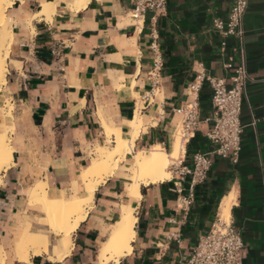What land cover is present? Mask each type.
Instances as JSON below:
<instances>
[{
  "label": "crops",
  "instance_id": "crops-1",
  "mask_svg": "<svg viewBox=\"0 0 264 264\" xmlns=\"http://www.w3.org/2000/svg\"><path fill=\"white\" fill-rule=\"evenodd\" d=\"M61 1L14 0L5 10L11 42L0 131L6 132L13 159L0 175L4 264H98L99 245L122 206L133 209L135 238L130 254L108 264H186L231 196L229 220L242 239L241 264H264V0H247L241 44L211 25L227 19L234 0H167L164 15L147 12L140 18L132 15L134 0H88L77 10L71 0ZM45 3L54 5L50 20L40 16ZM242 57L248 81L236 163L212 156L205 181L196 185L190 174L177 184L170 170L169 180L142 186L134 200L126 195L125 174L134 159L126 155L122 162L132 159L129 166L120 162L97 188L67 255L31 256L27 263L16 258L12 243L18 230L28 222L33 231L43 229L32 222L40 214L27 205V189L46 183L49 195L57 197L61 191L69 195L76 182L83 196L79 174L91 165L97 146L108 147L102 121L130 140L129 122L139 114L143 124L133 153L155 146L169 153L190 101L188 85L202 74L229 87ZM155 63L159 85L145 101ZM197 104L198 128L189 141L182 140L184 151L173 161L188 169L193 154L213 148L206 138L212 125L206 83Z\"/></svg>",
  "mask_w": 264,
  "mask_h": 264
},
{
  "label": "bare ground",
  "instance_id": "bare-ground-1",
  "mask_svg": "<svg viewBox=\"0 0 264 264\" xmlns=\"http://www.w3.org/2000/svg\"><path fill=\"white\" fill-rule=\"evenodd\" d=\"M13 1L0 0V29L9 22L5 10L12 5ZM87 2L88 0H71L69 4L72 10H77L84 7ZM42 8L40 16L50 20L55 11L54 5L45 3L42 4ZM10 42V32L0 35V92L3 90L1 88L6 85V61L9 56ZM7 112L10 116L11 108ZM142 124L141 116L136 114L129 122L131 139L128 140L122 137L118 128H109L102 121L106 142L108 145L111 143L113 145L112 147L97 146L95 148L96 156L91 165L79 174V179L83 182V196H80L76 182L72 184L73 192L69 196L63 192H60L57 197L50 196L46 183L35 184L27 189L25 193L28 200L27 205L36 207L40 214V217L34 218V223L47 230L33 231L29 222L18 230L12 243V251L20 262L27 263L31 256L42 254H49L51 259L60 260L69 253L72 246V235L79 224L85 220L87 208L91 206L97 188L113 176L118 164L126 155H133L134 159L127 175L129 185L126 195L129 198L138 200L141 197L142 186L158 184L171 178L168 169L174 163L171 161H176L180 153L184 151L182 139L179 140L176 137L178 134L175 135L169 153L161 146L133 153L134 141L141 132ZM7 139L6 132H0V175L12 164L13 159L12 149L9 147ZM231 201L232 196L224 199L222 203L220 216L225 221L230 219ZM132 210L130 207H121L120 218L109 227L106 241L99 245L96 259L98 264L117 263L120 258L130 254L131 244L135 238L134 225L136 223ZM50 236L57 238V241L52 242ZM5 257V253L0 247V264H4Z\"/></svg>",
  "mask_w": 264,
  "mask_h": 264
},
{
  "label": "built area",
  "instance_id": "built-area-1",
  "mask_svg": "<svg viewBox=\"0 0 264 264\" xmlns=\"http://www.w3.org/2000/svg\"><path fill=\"white\" fill-rule=\"evenodd\" d=\"M134 18L144 17L147 12H153L155 17L166 12L167 0H134ZM247 0H234L232 8L225 21L213 20L212 28L223 37H236L240 44L243 38L242 20L247 10ZM160 64L155 63L149 72L151 82L149 96H153L158 88V72ZM248 81L245 59L232 68L229 87L223 79L211 78L202 74L188 85L187 102L183 110V120L180 127V137L189 141L198 128V94L204 83L211 90L212 113L208 122L212 125L206 133V138L213 146L210 152H197L192 156V168L183 167L180 163H172L170 170L176 176L177 184L185 176L191 175L193 185L203 183L211 167L212 156H217L236 163L241 151L240 136L242 126L240 112ZM243 243L240 234L233 228L230 220L225 221L218 216L208 233L202 237L186 264H241Z\"/></svg>",
  "mask_w": 264,
  "mask_h": 264
},
{
  "label": "rangeland",
  "instance_id": "rangeland-1",
  "mask_svg": "<svg viewBox=\"0 0 264 264\" xmlns=\"http://www.w3.org/2000/svg\"><path fill=\"white\" fill-rule=\"evenodd\" d=\"M8 26H9V22L6 24V26L5 27H3L2 28V30L4 31V33L6 32V28H8ZM7 74V73H6ZM4 87V86H3ZM2 89V88H1ZM181 127V126H180ZM180 127L178 128V130H177V132H176V134H178V136H176L179 140H181V137H180V133H179V131H180ZM0 128H2V126L0 127ZM1 132V131H0ZM108 147H110V145H108ZM131 160L132 159H130L129 161H127V162H122V167H128L129 166V163L131 162ZM173 161H171V163H172ZM119 165H120V163L118 164V166H117V168H116V170L118 169V167H119ZM116 170H115V172H116ZM169 171H170V167H169V169H168ZM114 172V173H115ZM123 173H124V171H123ZM125 174L126 175H128L129 174V169L127 170V171H125ZM126 179H127V176H126ZM128 180V179H127ZM36 184H43L42 182H37ZM47 186V185H46ZM61 192H63L66 196H69L72 192H73V190H72V188H71V192H70V194L68 195V194H66V192H64V191H61ZM60 193V192H59ZM38 217H40V215L38 216ZM222 218V217H221ZM224 220V219H223ZM228 221V220H227ZM32 222H35L34 221V219H33V221ZM30 223V222H29ZM43 228V227H42ZM44 230H47V229H45V228H43ZM52 238V236H50V239ZM57 241V239L55 240V242ZM54 242V243H55ZM1 247V246H0ZM2 248V247H1Z\"/></svg>",
  "mask_w": 264,
  "mask_h": 264
}]
</instances>
